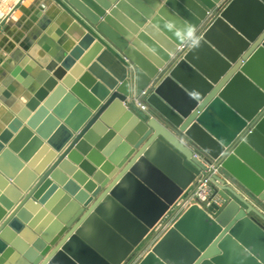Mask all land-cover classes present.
<instances>
[{"label": "water", "instance_id": "1", "mask_svg": "<svg viewBox=\"0 0 264 264\" xmlns=\"http://www.w3.org/2000/svg\"><path fill=\"white\" fill-rule=\"evenodd\" d=\"M33 1L56 42L0 110V264H124L197 180L138 264H264V0Z\"/></svg>", "mask_w": 264, "mask_h": 264}, {"label": "crops", "instance_id": "2", "mask_svg": "<svg viewBox=\"0 0 264 264\" xmlns=\"http://www.w3.org/2000/svg\"><path fill=\"white\" fill-rule=\"evenodd\" d=\"M9 16L11 19L8 18ZM50 23H52L50 14L41 2L0 0V110L9 112L14 109L16 104L25 108L26 97L23 94L28 95V92L21 83L25 81L16 71L24 72L26 66L35 67L39 71L44 68L42 65L45 66V62L42 58L40 59L38 54L41 52V45L45 40L56 42L53 36L54 25H50ZM30 77L29 75L28 78ZM11 87L20 88L23 94L19 91L12 92ZM28 97L31 98V95ZM197 182L198 180L174 202L171 210L175 206L177 209L171 214L173 217L171 224L164 228L162 235L184 211L197 202L194 197ZM212 202H215L219 207L223 206V202L219 198H215ZM166 216L162 222L168 221ZM163 226H159L158 229H162Z\"/></svg>", "mask_w": 264, "mask_h": 264}, {"label": "rangeland", "instance_id": "3", "mask_svg": "<svg viewBox=\"0 0 264 264\" xmlns=\"http://www.w3.org/2000/svg\"><path fill=\"white\" fill-rule=\"evenodd\" d=\"M136 107L138 108L136 102H135ZM134 109V108H133ZM140 109V107H139ZM136 110V109H135ZM139 112V111H138ZM140 116L141 112H139ZM200 182L198 180L197 184H196V189L200 186ZM209 185V184H208ZM210 186V185H209ZM204 205H207V203L202 202ZM177 209V207L175 206L171 211L169 210V212L166 214V218L168 217V221H161L159 226H163L162 229H158V227H155L154 229H152L150 231V234H148L147 238L142 242V244L131 254V257L124 263V264H138L148 253V251L150 250V248L160 239V236L163 233V230L165 227H167L169 224H171L172 221V216L171 214H173V212ZM165 223V224H164Z\"/></svg>", "mask_w": 264, "mask_h": 264}, {"label": "built area", "instance_id": "4", "mask_svg": "<svg viewBox=\"0 0 264 264\" xmlns=\"http://www.w3.org/2000/svg\"><path fill=\"white\" fill-rule=\"evenodd\" d=\"M134 102H136L137 106L140 107V109H142L140 103L137 102L136 99L134 100ZM199 182L201 184H200V186L197 188V190L194 193L195 200L208 204L209 203L208 199H209V197L212 194L210 186L208 185L207 182H202V181H199Z\"/></svg>", "mask_w": 264, "mask_h": 264}]
</instances>
